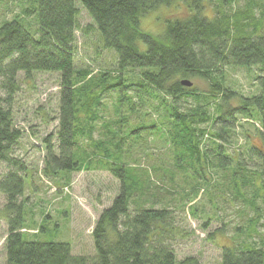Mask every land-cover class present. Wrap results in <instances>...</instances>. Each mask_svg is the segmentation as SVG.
I'll use <instances>...</instances> for the list:
<instances>
[{"label": "trees", "instance_id": "1", "mask_svg": "<svg viewBox=\"0 0 264 264\" xmlns=\"http://www.w3.org/2000/svg\"><path fill=\"white\" fill-rule=\"evenodd\" d=\"M218 1L0 0V161L16 169L0 177L6 264H200L176 256L174 242L187 233L177 209L195 200L199 180L213 187L207 173L214 170L232 172L231 201L241 198L256 217L247 233L222 247L221 264H264V0ZM80 5L93 26L81 25ZM165 6L173 12L165 31H145L142 19ZM92 27L97 52L81 61L76 33L87 37ZM100 51L111 55L109 66L96 62ZM236 67L258 82L253 94L225 85L227 68ZM41 72L59 73L60 86L57 130L43 140V173L64 175L68 185L73 172L107 168L120 182L94 227V255H75L71 241L24 232L26 165L13 155L23 133L11 105L19 74L31 79ZM240 127L245 144L231 150ZM146 154L160 162L144 167ZM179 180L189 190L167 204L163 191ZM189 209L197 215L195 206Z\"/></svg>", "mask_w": 264, "mask_h": 264}, {"label": "rangeland", "instance_id": "2", "mask_svg": "<svg viewBox=\"0 0 264 264\" xmlns=\"http://www.w3.org/2000/svg\"><path fill=\"white\" fill-rule=\"evenodd\" d=\"M211 1L212 5H217L219 2L218 0ZM165 7L147 14L142 19L140 26L154 36L162 34L166 29V20L173 13L167 9L170 7ZM79 8L81 25L93 26L94 23L89 13L81 5ZM179 11L176 9L177 13ZM209 12L212 14L211 10ZM94 27L87 37L83 36L81 31L76 33L79 46L78 59L81 61L93 59L96 55L99 35ZM109 55L100 51L95 60L101 64H108L113 60ZM227 69L225 85L244 94H253L256 91L258 82L246 68ZM18 78L20 89L14 94L11 106H13L15 127L20 128L23 133L20 142L14 147L13 155L20 163L26 165L23 174L26 176L24 198L26 199L28 229H25L24 232L30 238L38 237L45 241L51 239L71 241V251L75 255H94V227L103 210L111 206L115 195L118 194L120 182L107 168L83 169L73 172L69 176L68 185L64 184L66 183L64 175L57 176V178L46 177L43 173L46 155L43 140L47 135L57 130L59 73H35L31 79H25L24 74L20 73ZM193 82L199 87L207 88L204 86L205 83L199 79H194ZM110 114L111 112L107 114V117ZM246 121V119H242L243 123ZM256 125L260 126L257 122ZM244 126L255 135L253 126L250 124ZM242 131V127L237 129L238 139L234 138L233 143L228 146L231 150L237 149L236 147L241 143L245 144ZM98 136L99 134H96V137ZM255 142L260 144L259 139H256ZM135 153L139 154V151ZM138 154L135 155L139 156ZM162 157V160L170 167L167 162L168 155ZM140 160L139 163H142L144 167L154 162H160L159 160L153 162L152 157L147 154L145 157L140 156ZM14 168L11 169L16 170ZM11 169L9 164L0 161V177ZM141 172L143 171L139 169V173ZM208 175L210 179L212 178L213 187L208 190L205 182L199 180L202 188L198 191L195 200L190 203L184 200V208L177 209L181 226L187 233L184 234V237L177 239L173 246L176 256L180 260L193 256L199 259L200 264H221L222 247L231 244L232 237L238 238L237 235L241 232L247 233L252 220L256 217L251 206L241 198L234 202L231 201L234 198L230 190L234 181L231 171L214 170L212 174L207 173ZM178 182L179 184L174 187L170 183L166 189L164 187L163 193L167 194V204H176V200L184 194L180 193L182 188L189 190V186L182 180ZM191 182L195 183L196 181L191 180ZM252 191L253 189L248 193L250 194ZM210 198L213 199V202H210ZM6 202L5 194L0 191V264H6L7 261L6 239L9 231L8 222L4 216ZM260 203H262L261 199ZM190 205L195 206L197 215H194L189 209ZM42 227L45 228L42 229Z\"/></svg>", "mask_w": 264, "mask_h": 264}, {"label": "water", "instance_id": "3", "mask_svg": "<svg viewBox=\"0 0 264 264\" xmlns=\"http://www.w3.org/2000/svg\"><path fill=\"white\" fill-rule=\"evenodd\" d=\"M182 84L187 85V86H192L193 85V82H191L188 79H184V80H182Z\"/></svg>", "mask_w": 264, "mask_h": 264}, {"label": "bare ground", "instance_id": "4", "mask_svg": "<svg viewBox=\"0 0 264 264\" xmlns=\"http://www.w3.org/2000/svg\"><path fill=\"white\" fill-rule=\"evenodd\" d=\"M184 80V79H183ZM253 121V120H252ZM253 123H255L256 124V122L255 121H253Z\"/></svg>", "mask_w": 264, "mask_h": 264}]
</instances>
